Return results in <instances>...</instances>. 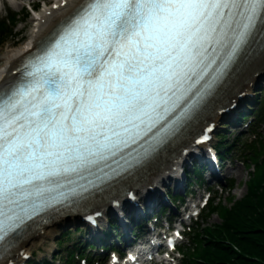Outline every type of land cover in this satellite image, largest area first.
Here are the masks:
<instances>
[{"label":"snow or ice","instance_id":"6c2138e0","mask_svg":"<svg viewBox=\"0 0 264 264\" xmlns=\"http://www.w3.org/2000/svg\"><path fill=\"white\" fill-rule=\"evenodd\" d=\"M262 16L264 0H87L18 87L0 93V242L106 179L109 158L139 135L121 134L159 120L204 79L210 53L228 49L230 60Z\"/></svg>","mask_w":264,"mask_h":264},{"label":"bare ground","instance_id":"6f19581e","mask_svg":"<svg viewBox=\"0 0 264 264\" xmlns=\"http://www.w3.org/2000/svg\"><path fill=\"white\" fill-rule=\"evenodd\" d=\"M83 1L84 0H51L49 4H47H51L48 8L36 12L39 17H35V19H33V30L27 36V40L22 44L8 47L3 53V56L1 58L2 63L0 64V91L7 90L18 79L16 78L17 72L15 71L14 73L13 70H15L16 66L20 64V60H22V58H24L32 48L36 47L38 42L44 41L47 38V35L53 32V30L57 28V25L59 23L65 21L68 15H70V13H72L77 7H79L81 2ZM257 46L259 45L254 44L252 48H255ZM263 69L264 47L259 51L258 54L252 56L247 60V63L242 67L239 74L236 76L237 78L235 79V81L231 85L227 84L226 89L221 95L222 97L218 99L217 103L219 104L222 101H226L228 96L235 90H238V92H249L253 87L251 86L250 82L254 81L255 74L262 73L264 71ZM257 79L258 76H256V80ZM237 105L238 104H236V106ZM221 117L222 114L219 113L218 108H213L204 118V120L213 121L217 125L218 122L221 121ZM203 121L200 122V125L204 123ZM184 143L185 149L183 151V156L181 154L180 147L175 151L172 157L164 161V163L162 164L163 167H161L164 169L161 170L160 167L154 169L148 174L143 183L137 185L135 189L137 194H143V192L148 189V187H154V185H158L161 182L169 180L171 178L170 175L176 173V171H178L182 164H186L188 158L192 156L191 150L195 147V144L193 139H187ZM168 170L170 171L168 172ZM161 185L165 186L166 184L163 183ZM140 196L141 195H139V197L137 198H140ZM160 196L161 194L158 196V200H160ZM113 206L114 201L112 199H110L109 202L100 204L99 208L97 207V210H101L102 212H104L103 216H100V218L104 219V217H106V215L108 214L109 209ZM78 218L79 216H76V214L66 213L55 221L44 224L43 227L40 228L37 232L26 235L22 241L17 242L12 248L13 254L11 256V260L15 262L14 264L26 263L34 253V251H32V248L36 244H42L43 242H45V240L48 239L45 248L40 251V253L45 254V252L49 250L50 246L56 245V241H54L55 239L51 240L53 238L52 236L55 230L58 229V227H60L62 224L77 221ZM25 253L29 254L30 256H28L27 258H23V255ZM113 260L114 258L112 259V261Z\"/></svg>","mask_w":264,"mask_h":264},{"label":"rangeland","instance_id":"374dc122","mask_svg":"<svg viewBox=\"0 0 264 264\" xmlns=\"http://www.w3.org/2000/svg\"><path fill=\"white\" fill-rule=\"evenodd\" d=\"M45 2H50L51 0H44ZM35 3L36 5V9H39L38 11H41L43 9L48 8L50 5H44L42 4V0H0V19H2V17L8 12V11H13L15 13H18L19 17H15L14 20H16L17 22H14L11 24L9 23L8 26H13V32L10 35H3L4 33L0 32V64L1 62V58L3 56V53L6 51V49L8 47H12L14 45H18V44H22L27 40V36L31 33V31L33 30V24L34 21L33 19H35V17L32 15L31 11V7L33 5V3ZM37 11V12H38ZM32 19V20H31ZM13 24V25H12ZM264 85V80H261L260 84L254 85L253 89L250 91V95L252 100L251 106H248L249 110H253L248 113H246V117H248L244 122L240 121V123L236 126V128L234 127H229L230 130H223L224 128V123L223 120L220 121V125L219 128L217 129V132L219 131V133H221V131H223L222 133H226L225 138L223 144L230 147L229 151H230V156L226 159H230V162L227 164V171H226V175L224 177V179L222 180L223 183H219V186L216 187V196H218L217 200L222 199L224 204H227V198L230 196H236L237 198L230 204L228 205V207L233 206V203L237 200H242L244 199L245 196H247L246 194L248 193L247 187L248 184H245V181L247 179H249V171L252 169L253 167V163L254 161H252L250 158L252 156V152L250 149V142L253 140L255 141H263L264 140V123L260 122L257 120V118L255 117L256 115L254 114V112H258L259 106L258 104H254L256 97L258 95H261L264 97V88L262 89V86ZM249 95V97H250ZM248 98V97H247ZM250 118V119H249ZM228 126V125H227ZM216 143H219V141L215 138L214 140ZM232 178V184H233V188L231 189V185L230 183H228L227 179L228 178ZM206 185V184H205ZM199 186H196L195 189H199ZM202 187H204L202 185ZM203 189V188H202ZM231 189V190H230ZM200 191V189L198 190ZM195 197V196H194ZM196 198V197H195ZM223 218L217 216L216 213L212 214L211 217L204 219V218H200V224L203 223L206 226L209 225H217L218 223L222 222ZM64 225V226H62ZM60 227H58V229L55 230L54 234H53V239H55L54 241H58L57 243V247L54 246H50L49 250L45 252V254L40 253V251H42L43 248H45L48 239L45 240V242H43L42 244H36L33 248L32 251H34L36 253V258L40 259L42 257H47V259H49V261H51L52 259H50V255L53 252H57L59 255H63V257L59 258V255L57 256V260L54 262V264H65L63 263L64 261V255H65V249L63 247H65L67 244H72L73 242L76 243L77 240L79 238L81 239H86V229H84V226L81 225L79 219H77V221L75 222H71V223H66V224H62ZM204 226V225H202ZM77 227H81L83 229L81 235L79 236L80 231H76ZM75 229V230H74ZM66 230H72V233L70 235H68V242L66 239L60 240V232H65ZM134 231V230H133ZM218 232V231H217ZM59 233V235H58ZM89 237V236H88ZM189 241H186V244H189ZM78 244V243H76ZM80 246H83V242H80ZM84 248H82V251L85 253L88 252V255L92 254L93 259H95L94 263L90 264H100L101 262L107 260V256L108 253L106 254V251H104L105 253L103 255H101L100 258H97L95 256H97L95 254V246H91L90 244H85L83 246ZM36 248V249H35ZM61 248V249H60ZM95 248V249H92ZM100 248V247H98ZM54 253V254H55ZM95 255V256H94ZM98 259H100V261H97ZM75 263V262H74ZM78 264V263H76ZM82 264V263H79ZM103 264V263H102ZM179 264H182V262L180 261Z\"/></svg>","mask_w":264,"mask_h":264},{"label":"trees","instance_id":"16d2710c","mask_svg":"<svg viewBox=\"0 0 264 264\" xmlns=\"http://www.w3.org/2000/svg\"><path fill=\"white\" fill-rule=\"evenodd\" d=\"M15 17L12 13L9 21L2 19L3 35L13 32L14 25L10 27L8 23H14ZM261 111L259 117L264 123V107ZM249 150L255 167L249 172L247 196L235 201L233 206L222 205V222L196 230L194 245L185 252L183 264H264V140L253 142ZM29 264L37 262L32 260Z\"/></svg>","mask_w":264,"mask_h":264}]
</instances>
